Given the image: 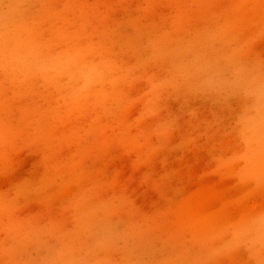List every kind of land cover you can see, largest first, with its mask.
I'll list each match as a JSON object with an SVG mask.
<instances>
[{
  "label": "rangeland",
  "instance_id": "1",
  "mask_svg": "<svg viewBox=\"0 0 264 264\" xmlns=\"http://www.w3.org/2000/svg\"><path fill=\"white\" fill-rule=\"evenodd\" d=\"M0 264H264V0H0Z\"/></svg>",
  "mask_w": 264,
  "mask_h": 264
}]
</instances>
